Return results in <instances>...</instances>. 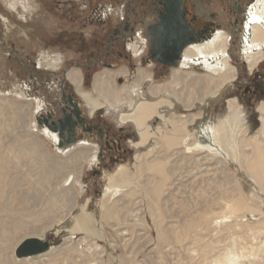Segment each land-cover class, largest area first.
<instances>
[{
	"label": "rangeland",
	"instance_id": "obj_1",
	"mask_svg": "<svg viewBox=\"0 0 264 264\" xmlns=\"http://www.w3.org/2000/svg\"><path fill=\"white\" fill-rule=\"evenodd\" d=\"M88 1L0 0V151L7 152V144L23 137L58 162H66L71 154L84 150L81 157L69 163L75 169L63 176L68 178L73 172L79 175L75 183L66 184L74 189L73 198L62 195L58 207L43 217L40 214L45 202L37 206L19 202V192L28 186L18 187L16 195L6 189L7 195L15 196L16 203L12 211L5 207L0 213V264H264V190L249 167L254 143L264 147V113L259 108L264 106V96H253L247 91L251 84H246L253 74L264 72V59L253 68L244 63L241 51L249 43L246 36L243 47L227 44V60L234 67L235 77L220 88L214 78L219 77V71L208 69L204 63L174 69L171 76L162 73L159 79L148 78L143 90L130 77L128 81L112 79L114 88L125 89L128 99L138 100L145 95L148 101L164 102L158 109L163 118L157 111L152 117L153 126L147 127L150 144L141 145L134 121L120 117L129 112L128 99L119 106L109 96L104 101L92 84L95 75L103 74L105 68L127 65L124 58L110 59L114 64L111 66L93 62L91 57L104 42L110 26L120 20L124 1L96 0L93 10L88 8ZM255 5L253 8H259L262 2ZM248 23L252 24L250 19ZM44 58L60 62L42 64ZM236 60L243 64L240 77L235 70L239 69ZM71 70H78L82 76L80 90L77 87L79 95L68 77ZM192 76L198 85L191 86ZM181 77L186 81L185 91ZM60 81L76 94L90 116L95 113L97 121L122 135L124 150L118 153V160L113 157L114 150L105 146L102 161L101 146L83 139L68 150L59 148L43 132L36 118L58 100ZM203 84L208 92L198 90ZM151 90L158 93L151 94ZM87 95L102 106L92 111ZM231 100L238 102L246 121L235 129L231 128ZM207 121L219 126L226 153L216 155L193 147L200 127ZM165 135L179 138L174 145L168 144ZM32 151L38 154V150ZM24 158L17 164L19 172L34 160ZM157 160L167 162L168 179L154 195L153 186L160 176L146 166ZM140 162L145 167L137 171ZM124 167L134 175L132 186L136 185V192L130 195V186H124L121 193L110 196L109 178ZM42 168L35 166L37 173ZM94 169L101 173L94 174ZM45 173L49 175L48 170ZM43 180L45 184L50 182L47 176ZM48 191H36L38 198L47 200ZM105 205L116 208L108 218L103 215ZM84 215L94 219L95 234L86 229L70 232L71 220ZM28 236L42 238L50 248L28 257L16 256L17 245Z\"/></svg>",
	"mask_w": 264,
	"mask_h": 264
},
{
	"label": "bare ground",
	"instance_id": "obj_2",
	"mask_svg": "<svg viewBox=\"0 0 264 264\" xmlns=\"http://www.w3.org/2000/svg\"><path fill=\"white\" fill-rule=\"evenodd\" d=\"M258 1H260V3L262 2V6H260L259 8L255 7L253 8V10H251V15L249 19L252 22V24L248 23L249 25V27H247L248 30L246 29V32L248 31V34H249V36H247L249 43L248 45L244 46V49H243V53L244 55H246L249 66L251 68L255 67L260 61L264 59V0H257V4H258ZM227 40H228L227 36L221 32L215 35L213 39H211L209 42L203 45L202 44L194 45L193 47L189 48L186 51L185 61L182 63L183 66L187 67V65L189 66L190 63L200 64V62L196 61L194 58L202 57L201 61H203V63L205 64V67H207L210 70L219 71V75H218L219 77L218 78L214 77V78L216 79L217 87L218 88L222 87L228 80L233 79L235 77V75L233 74L234 67L231 64H229L227 60V47H226ZM217 55H220V58H216L215 61L208 60V58H214V57H217ZM59 62L60 60H52L51 58H48V59L44 58L42 60V64H48V63L58 64ZM68 77L77 85V87H79L80 84L82 83V76L78 70H71L68 74ZM95 77H96L95 79L98 80V82L100 83L99 84L100 86L102 84L106 85L108 80L105 79L103 76L95 75ZM179 80L183 83L182 86L185 87V88L183 87L185 91L187 86L184 85L185 83L184 77L179 78ZM110 82L109 84L112 87H108L105 89L106 97L109 96L111 100L113 101V103L119 106L120 102L128 99V93L123 96L122 93L125 92L124 91L125 89L118 90L114 88L112 78L110 79ZM198 82L199 81L197 80V78L193 77L191 86L198 85ZM199 86H198L199 88L198 90L203 92L206 84H203L201 88ZM79 90H80V87H79ZM204 91L208 92V89H205ZM103 92L104 91H102V93ZM156 93L158 92L151 90V94H156ZM212 93L213 95H215L214 92ZM201 96L203 95L201 94ZM86 99L92 105L93 107L92 111H94L96 107L102 104L99 101L91 98L89 95L86 96ZM163 103L164 102L161 100L160 101H148L145 95H142L140 99L138 100H133L132 98L128 99L129 112H127L126 117H124L122 114L120 117L124 121H130V122L134 121L137 127V131L139 130L138 135L140 134L141 145L144 144L145 146H147L148 144H150V139H151L150 134H149L150 132L148 131L147 127H150V124H152L153 115L157 113V111L160 113L158 109L160 107H163ZM237 103L238 102H236L235 100L234 101L231 100V102H229V109L231 110V113H232L231 114L232 117H230L232 120V124H231L232 129H235V127L238 124H244L246 122L244 119V112L240 109V106ZM261 106L259 108L262 111V113H264V106L262 107ZM160 116L161 118H163L162 114ZM262 119H263L262 128L264 129V117L263 116H262ZM174 123H175L174 125V130H175L176 122ZM218 127L219 126L215 127V125H213L211 122H208V121L203 123L199 129V132L197 133V140L193 147L194 148L200 147L202 149L215 153L216 155L218 154L222 155L226 153L225 151L226 148L224 147V144H223L224 142L222 141V138L220 136V129ZM43 132L47 136H49L55 143H57L60 139L58 133L50 130L48 127H45ZM26 138L25 137L17 138L18 140L13 138L14 140H12L11 143L9 144H7V142H4L5 144H7V147H6L7 152L0 151V195H1L0 196V213L2 209L5 207L7 208V210L12 211L11 207L16 203V200L14 199L15 196L7 195L5 193L6 189L10 188L13 191V193L16 195V192L19 191L18 187L25 184L28 187L27 188L25 187V190H22L19 192L22 194V196L20 194L21 198L19 202L25 206L26 205L28 206L29 204H32L33 206H37L40 202H43V203L45 202L46 204L42 206V210L40 214L42 215L41 217H43L44 215L48 214L50 209H53L54 207H58L59 205L58 200L62 197V195L66 198H73L74 193H71V192H73L74 189L72 188V186H67V185L72 184L74 181L76 182L79 178V175L73 172V174H71V176H69L68 178L64 179L63 176L68 172V170L75 169L74 166L71 167L69 163H72L73 159L77 160L79 157H81V154L84 152V150L80 151L78 149L79 151H77V153H74V155L71 154L68 158L69 160H71L70 162L69 160L66 162L65 161L58 162L56 160H52L51 158H49L45 153H44L45 155H43V153L40 152L39 149H37L38 145L36 144L37 146H31L30 143L27 142ZM163 138H165V141H167L168 144L172 143L174 145L177 142L179 136L174 135V137L172 136L166 137L165 135V137ZM16 145H19L21 150L22 148H24V152H20V148H18V146ZM189 148L191 149L192 145ZM32 149H35V151L38 150V154L36 155L35 153H33ZM254 149H255L254 157L250 160L249 167L251 168L252 176L256 179L255 182L259 185L260 189L264 190V147H262L260 143H254ZM24 157H31V160L34 159L33 160L34 163L30 161V164L28 165L27 169H22L19 172L17 168L18 166L17 164L19 162L21 163L22 159H25ZM227 158L232 160V158L235 159V156H233L232 158L228 156ZM142 162L138 164L137 171H140L143 167H145V165ZM21 165L22 164H19V166ZM34 165L35 166L38 165L40 166V168L41 167L43 168L40 169L39 173H37ZM167 168H168L167 162L165 160H157V161H154L153 163H148V166H146L147 170H151V172L159 174L160 176L158 181H156L155 185L153 186L154 195L159 193L162 190L160 187L166 184V181L168 179V176L166 175ZM46 170H48L49 175H46L45 173ZM46 176H47V181H50L49 182L50 187H48L49 183L45 184L43 182L44 181L43 177H46ZM133 177L134 175L131 176L128 173L126 167H124L123 170L117 171V173H115L113 176H110L109 187H108L109 191L111 192L110 196L118 194L120 191H122L125 188L124 186H130V189L128 190V194L130 195L135 194L136 185L134 184L132 186ZM22 182L24 183L22 184ZM58 187H60V189H58ZM47 189H49L48 191L49 195H47V200H44V199L41 200V198H38L39 196L36 193V191L46 192ZM236 203L238 204L237 201ZM115 209L116 208H114L113 206L105 205L104 214H103L104 217L107 216L106 218H108L109 215L115 212ZM15 214H17V212H15ZM30 214L32 213L28 212V215ZM19 215H22V212ZM93 222H94V219L88 215L87 216L84 215L83 217H80V216L76 217L73 220H71V224L69 225V231L72 232V231H76L80 229H86L88 233L95 234L96 229L93 226Z\"/></svg>",
	"mask_w": 264,
	"mask_h": 264
},
{
	"label": "flooded vegetation",
	"instance_id": "obj_3",
	"mask_svg": "<svg viewBox=\"0 0 264 264\" xmlns=\"http://www.w3.org/2000/svg\"><path fill=\"white\" fill-rule=\"evenodd\" d=\"M123 1L120 20L110 26V31L105 35V40L101 42L99 50L91 54V57H93L92 61L95 60L96 62H103L112 66L114 64L109 62L110 59L124 58L127 60L129 68L135 69L134 57L139 54L141 56V65L143 64V67L148 70L151 67V79L155 77L159 79L162 73L171 76L172 70L184 67L183 64L180 67L169 66V63L176 59L175 52L177 50L181 49L179 51L180 57H184V62L185 53L189 48L209 42L218 33L230 34L227 37L229 46L238 45L240 47L242 42L244 45L242 34L244 28L246 31L245 21L247 24L251 15L250 12L248 16V10L250 8L252 10L257 2V0H183L180 8L184 11L185 25L188 32L187 37L189 41H194L192 46L183 47L181 46L182 42L176 44V39H164V43L159 41V38L156 37L158 33L151 30L161 20L160 14L163 5H161L160 0ZM96 5V0L87 2L90 10L96 8ZM106 5L107 3L103 4V7ZM159 34L161 33L159 32ZM154 35L155 37H150ZM162 36H164L163 38L170 37L168 34ZM153 40L154 42L156 41L155 47L153 46ZM72 62L75 64L79 63ZM234 63L239 65L237 74L240 77V67L243 64L238 60L234 61ZM246 84H251L247 86V91L251 92L253 96H264V72L260 71L258 74H253L250 81ZM64 89L67 93L72 92L65 84ZM73 94L76 96L75 93ZM84 112L87 116V121L83 126L78 127V141L83 139L89 141L92 145L101 146L102 161L105 160V157L102 156L107 150L105 149V146H107L110 150H114L113 157L118 160V153L123 149L121 145L122 135L114 132L110 125H104L97 121L95 113L90 116L88 110L84 109ZM110 144H113V146ZM99 164L101 165L102 163L100 162ZM93 172L94 174L101 173L97 169H94Z\"/></svg>",
	"mask_w": 264,
	"mask_h": 264
},
{
	"label": "water",
	"instance_id": "obj_4",
	"mask_svg": "<svg viewBox=\"0 0 264 264\" xmlns=\"http://www.w3.org/2000/svg\"><path fill=\"white\" fill-rule=\"evenodd\" d=\"M123 0H117V2H122ZM162 6V12L160 14V21L153 27L152 32L158 33L156 36L159 41L165 42V40L176 39L178 44L182 42L181 46L186 47L191 45L194 41H189L187 37L186 21L184 17V11L181 10L183 0H160ZM250 15V14H249ZM248 15V16H249ZM159 32L161 34H159ZM154 34V33H153ZM164 34L170 35V37L163 38ZM161 35V36H160ZM249 36L248 31H243L242 38ZM150 37H155L150 36ZM165 39V40H164ZM155 40V39H154ZM153 40V42H154ZM158 41V40H157ZM170 43L169 41H166ZM243 43L240 44V47ZM156 46V41L153 43ZM158 50V49H157ZM181 49H179L180 51ZM178 50L176 53V59L169 63V66L180 67L184 57H180V52ZM230 54V53H229ZM241 54L243 55L244 53ZM244 56V63H248L246 55ZM216 58H220V55L214 58H208L209 61H215ZM196 61L203 63L202 57H195ZM181 60V61H179ZM236 71L238 69L236 68ZM67 74L64 75L66 78ZM60 94L58 100L54 102L53 106L47 109L45 112H40L37 116V122L41 128L48 127L50 130L58 133L59 141L58 147L60 148H73L78 145V127L83 126L87 121V116L84 112V106L80 103L78 98L72 93H67L64 89V81L59 82ZM50 105V104H49ZM56 106V108H55ZM83 108V109H82ZM50 248V244L45 242L42 238H35L33 236L25 237L21 240L20 244L17 245L15 250V255L18 257H28L27 255L32 253H39ZM28 253V254H27Z\"/></svg>",
	"mask_w": 264,
	"mask_h": 264
},
{
	"label": "crops",
	"instance_id": "obj_5",
	"mask_svg": "<svg viewBox=\"0 0 264 264\" xmlns=\"http://www.w3.org/2000/svg\"><path fill=\"white\" fill-rule=\"evenodd\" d=\"M61 62H63V61H61ZM134 63H135V65H134V67H135V69H133V68H129V65L127 64L126 66H124V67H122V68H114V67H111V69L110 68H105V70L107 69L109 72H102L103 74H99V73H97L96 75H101V76H103L105 79H107L109 82H110V79L112 78L113 80L115 79L116 81L119 79V78H121V79H123V78H126L127 80L126 81H128V78L130 77L131 78V82H133V81H136V85L137 84H140V90L143 88L142 86H143V84H144V81L145 80H147L148 78H150L151 79V71H149L147 68H145V67H143V64L141 65V56L139 55V54H137L135 57H134ZM62 67V66H61ZM183 68H185V67H182V69ZM145 69H147V70H145ZM123 72V73H122ZM148 76H147V75ZM140 76H142V78L140 77ZM193 77V76H192ZM141 78V80H139ZM68 80L69 81H71L69 78H68ZM139 80V81H138ZM107 81V83H106V85L105 84H102L101 86H103V87H101L99 84V82H98V80H96V79H94V81L92 82V84L94 85V89H95V91L97 90L98 92H99V94L102 96V99H104V101L106 100V88H108V87H112L110 84H109V82ZM71 83L74 85V87H75V90H76V93L79 95V93L80 92H78V88H77V86L75 85V83H73L72 81H71ZM111 83V82H110ZM185 83H186V81H185ZM109 85V86H108ZM138 86V85H137ZM117 89V88H116ZM70 90V89H69ZM118 90H121V89H118ZM139 90V91H140ZM143 90V89H142ZM102 91H104L103 93H102ZM135 91V90H134ZM145 91V90H144ZM140 92H142V91H140ZM81 94V93H80ZM135 94V92L134 93H132V95H134ZM122 95L124 96V92L122 93ZM80 97V96H79ZM81 98V97H80ZM111 102H113L112 100H111ZM176 102V101H175Z\"/></svg>",
	"mask_w": 264,
	"mask_h": 264
},
{
	"label": "built area",
	"instance_id": "obj_6",
	"mask_svg": "<svg viewBox=\"0 0 264 264\" xmlns=\"http://www.w3.org/2000/svg\"><path fill=\"white\" fill-rule=\"evenodd\" d=\"M249 12H251V11H249Z\"/></svg>",
	"mask_w": 264,
	"mask_h": 264
}]
</instances>
